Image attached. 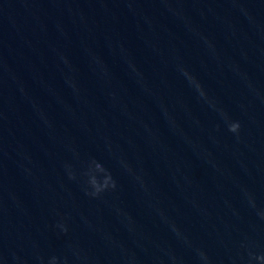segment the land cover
<instances>
[{"label": "clouds", "instance_id": "obj_1", "mask_svg": "<svg viewBox=\"0 0 264 264\" xmlns=\"http://www.w3.org/2000/svg\"><path fill=\"white\" fill-rule=\"evenodd\" d=\"M200 90V94L203 96L205 93L201 86L197 85ZM225 123L227 125V130L230 133L235 134L237 137L239 136L241 130V124L239 121L231 120L227 114H224ZM68 169V178L70 180H76V174L71 170V166L66 165ZM82 179V187L85 191V194L92 197L97 198L101 196L102 193L107 191L115 190L117 187L116 180L112 176V173L109 169H107L102 163L99 161L92 159L88 162L86 168L80 173ZM250 204L253 208H255V201L250 198ZM258 215L261 219H264V211L258 212ZM57 227L60 228L61 232L67 233L68 228L65 224H58ZM199 257L202 261V264H210L209 257L203 251H199ZM250 261L251 259H255L259 262V264H264V254L253 256V254H249ZM49 264H61V260L59 257L53 256L49 260ZM66 264V258L64 261ZM250 264V262H249Z\"/></svg>", "mask_w": 264, "mask_h": 264}]
</instances>
